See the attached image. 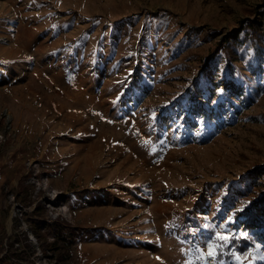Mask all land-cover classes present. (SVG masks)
<instances>
[{
	"label": "rangeland",
	"instance_id": "1",
	"mask_svg": "<svg viewBox=\"0 0 264 264\" xmlns=\"http://www.w3.org/2000/svg\"><path fill=\"white\" fill-rule=\"evenodd\" d=\"M262 7L0 0V240L4 255L25 252L8 263H264L259 240L245 258L218 257L247 234L232 182L264 165V75L247 66L264 61V37L258 53L235 38L246 19L263 23ZM208 63L232 81L231 111L186 133L176 121ZM195 215L198 226L170 230Z\"/></svg>",
	"mask_w": 264,
	"mask_h": 264
},
{
	"label": "trees",
	"instance_id": "2",
	"mask_svg": "<svg viewBox=\"0 0 264 264\" xmlns=\"http://www.w3.org/2000/svg\"><path fill=\"white\" fill-rule=\"evenodd\" d=\"M259 14L263 17L262 24L258 19L253 20L248 18L243 22L239 33L235 37L237 40H241L242 43L248 42L255 48L256 53L262 50L261 46L263 45L260 42V38L264 37V7L259 9ZM226 44H229V39L219 41V51H224L227 48ZM247 66L250 68L252 73L256 71L259 72V74L264 75V61L262 58H259L258 63H254L248 59ZM219 70L220 66L208 63L205 69H203L199 75L196 76L195 82L198 83L199 86L198 88H193L192 92L189 93L188 102H190L191 105H184L183 109H186L187 113H184L181 119L179 120L178 118L176 121V124L181 123L180 125H182L183 128H186V133L188 130H191L193 126H198L200 123H206L207 128L214 130L215 126L213 125V121L225 120L223 113L226 109L231 111V105L229 104L231 103L230 98H232L231 96H235V94L230 93V95L226 98L222 96L223 93H227V91L230 92L233 89L231 84L232 81L226 74L220 76ZM141 79L139 80V84L136 89H133L134 91H129L130 100H135L143 94L142 87L144 86V83ZM220 80H223V82L226 81V85L222 86ZM193 92H203L206 96L203 99L191 97L193 96ZM176 108L178 109V106L170 108V112L172 113H170L172 115L170 118L173 122L175 120L173 117L175 110H177ZM216 113L218 116L214 118L213 115ZM163 117H165V115ZM232 185L233 189L229 191L226 199L227 202L232 201L234 203L239 198H245L246 206L240 211V215L238 217L241 219L242 223H245L247 234H236L230 239L229 244L227 243L224 245L223 249L218 247V257H231L233 255L232 247H234L235 250L238 251L239 255L245 258L250 251V244L254 240L264 242V165L260 168L254 169L251 173H245L237 181H234V183L232 182ZM247 196L250 197L246 199ZM176 221L177 218H173V222H175V224L170 227L172 232H176L178 226H180L183 230H187L192 224H196V226H198L200 222L196 215L188 218V220H184L181 223ZM190 221L192 223H189ZM55 229L57 231L56 234L62 238L68 239V235H66L65 230H61L62 226L55 227ZM2 243L3 239L0 240V264H10L7 260H18V257H25L23 255L25 252L22 250L18 251L17 249L9 251L6 253L7 255H4L5 247Z\"/></svg>",
	"mask_w": 264,
	"mask_h": 264
},
{
	"label": "snow or ice",
	"instance_id": "3",
	"mask_svg": "<svg viewBox=\"0 0 264 264\" xmlns=\"http://www.w3.org/2000/svg\"><path fill=\"white\" fill-rule=\"evenodd\" d=\"M217 239L218 240H220V241H224V242H226L229 238L228 237H226V236H220L219 234L217 235ZM209 255L211 256V255H214V253L213 252H209ZM262 258H264V257H262ZM240 259V257H237V260H239Z\"/></svg>",
	"mask_w": 264,
	"mask_h": 264
}]
</instances>
